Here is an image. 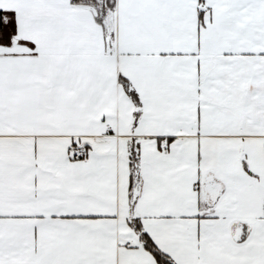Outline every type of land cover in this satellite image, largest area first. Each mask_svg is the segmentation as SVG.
I'll return each mask as SVG.
<instances>
[{
    "label": "snow or ice",
    "instance_id": "snow-or-ice-1",
    "mask_svg": "<svg viewBox=\"0 0 264 264\" xmlns=\"http://www.w3.org/2000/svg\"><path fill=\"white\" fill-rule=\"evenodd\" d=\"M0 264H264V0H0Z\"/></svg>",
    "mask_w": 264,
    "mask_h": 264
}]
</instances>
